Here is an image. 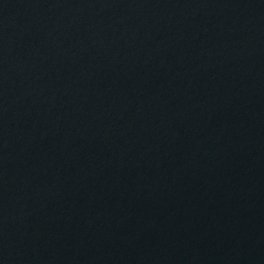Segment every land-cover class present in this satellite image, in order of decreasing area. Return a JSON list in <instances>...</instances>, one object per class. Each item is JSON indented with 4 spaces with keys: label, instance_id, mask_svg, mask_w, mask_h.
I'll return each mask as SVG.
<instances>
[{
    "label": "water",
    "instance_id": "95a60500",
    "mask_svg": "<svg viewBox=\"0 0 264 264\" xmlns=\"http://www.w3.org/2000/svg\"><path fill=\"white\" fill-rule=\"evenodd\" d=\"M0 264H264V0H0Z\"/></svg>",
    "mask_w": 264,
    "mask_h": 264
}]
</instances>
